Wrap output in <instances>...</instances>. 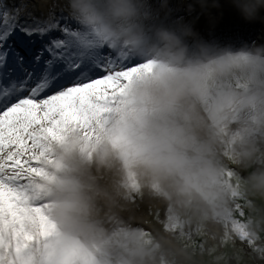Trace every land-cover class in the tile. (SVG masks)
<instances>
[{"label":"clouds","instance_id":"clouds-1","mask_svg":"<svg viewBox=\"0 0 264 264\" xmlns=\"http://www.w3.org/2000/svg\"><path fill=\"white\" fill-rule=\"evenodd\" d=\"M229 3L264 20V0ZM222 7L66 0L85 45L150 63L47 141L30 193L47 234L2 264H264V43L205 38Z\"/></svg>","mask_w":264,"mask_h":264},{"label":"snow or ice","instance_id":"snow-or-ice-1","mask_svg":"<svg viewBox=\"0 0 264 264\" xmlns=\"http://www.w3.org/2000/svg\"><path fill=\"white\" fill-rule=\"evenodd\" d=\"M21 12L0 4V253L47 234L46 204L30 194L47 141L69 125L90 129L150 63L85 45L70 15L20 23Z\"/></svg>","mask_w":264,"mask_h":264},{"label":"rangeland","instance_id":"rangeland-1","mask_svg":"<svg viewBox=\"0 0 264 264\" xmlns=\"http://www.w3.org/2000/svg\"><path fill=\"white\" fill-rule=\"evenodd\" d=\"M12 2L17 3L16 8L22 9L21 14L27 13V12L30 13L31 6L26 3L27 0H0V4H3L9 10L16 9L13 7L11 8ZM36 2L41 4V5L44 3H46V5L49 4L50 5V12L49 13L53 16H56V17H61L62 16L61 11L66 10V0H36ZM221 3L223 5L222 9H212V12L216 16L224 18L225 21H223V24H224V22L228 23L230 21L231 24H229V23L228 24L232 28H236V26H238L242 22L241 19L244 21H247L246 19H244L240 15L239 11L229 3V0H221ZM178 4H179V0H172V5L174 8H177ZM44 6L43 7L38 6L37 13H38V11L43 12ZM197 12H199V8L197 9ZM221 12H222V15H221ZM184 14H185V16H187L186 6L177 8V11L174 13V15H177V16L184 15ZM193 15H195V13ZM42 16H44V18L47 17L46 13L45 14H39L38 13L37 18H42ZM237 16L240 17L239 20H237V18H236ZM206 17H208V16L206 15ZM202 18H203V15H200L199 20L196 22L195 26L197 29H199V23H201ZM256 21H258L260 23L259 24L260 26L258 27V29H259L258 30V36H261V38H264V20H256ZM62 23H63V21H62ZM227 23H225V26H227ZM258 42H260V41H258Z\"/></svg>","mask_w":264,"mask_h":264},{"label":"bare ground","instance_id":"bare-ground-1","mask_svg":"<svg viewBox=\"0 0 264 264\" xmlns=\"http://www.w3.org/2000/svg\"><path fill=\"white\" fill-rule=\"evenodd\" d=\"M34 2H36V1H35V0H28V1H27V3H28V4H31V5H32ZM35 10H36L35 8H34V9L32 8V12H34ZM21 19H23V20H24V19H28V15L23 14V16H22ZM23 22H24V21H23Z\"/></svg>","mask_w":264,"mask_h":264}]
</instances>
